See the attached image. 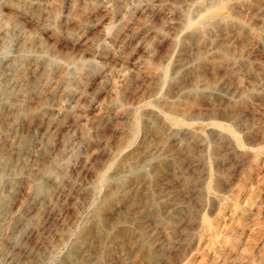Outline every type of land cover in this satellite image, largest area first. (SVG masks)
<instances>
[{
  "label": "rangeland",
  "instance_id": "1",
  "mask_svg": "<svg viewBox=\"0 0 264 264\" xmlns=\"http://www.w3.org/2000/svg\"><path fill=\"white\" fill-rule=\"evenodd\" d=\"M250 3L228 74L193 58L200 0H0V264H261L264 0ZM195 71L212 96L184 116Z\"/></svg>",
  "mask_w": 264,
  "mask_h": 264
},
{
  "label": "bare ground",
  "instance_id": "2",
  "mask_svg": "<svg viewBox=\"0 0 264 264\" xmlns=\"http://www.w3.org/2000/svg\"><path fill=\"white\" fill-rule=\"evenodd\" d=\"M263 1V0H261ZM201 2V13L198 15L197 19L194 22H187L185 24V30L188 32V39H190L191 43H192V39L194 42H196L197 44H202L203 48L202 50H198V48H196L198 51L194 54L193 58L195 60V62L197 63V66H203L204 64H207L209 66H212L215 64V56L216 58L219 60V62L224 63L227 66V73L228 74H233L234 72H236L240 66H244L243 64V60H242V52L241 49L238 47H236V42L240 41L246 37L247 35L250 34V28H249V21L253 18L254 16V10L252 7V4L250 3V0H200ZM258 2V1H256ZM258 4V3H257ZM260 6V5H259ZM227 9L229 11V17H227L226 19H222V20H217L219 18L220 12L222 10ZM259 9V7H258ZM200 10V8H199ZM261 10V9H260ZM263 10V9H262ZM246 11L248 13V17L245 16L243 14V12ZM259 13V12H258ZM261 14V13H260ZM264 14V13H263ZM262 14V15H263ZM263 19V18H262ZM220 21V29L222 30L224 37L223 39H221L220 37V41L219 42H214L212 40L209 39V36L212 34L213 30H214V22L215 21ZM216 21V22H217ZM255 21V20H254ZM218 23V22H217ZM216 23V24H217ZM253 23V22H252ZM253 25V24H252ZM219 29V30H220ZM218 29H216L217 31ZM183 31V30H182ZM254 31V30H253ZM263 32V31H262ZM255 33V32H254ZM261 34V33H260ZM180 35V34H179ZM214 35V34H213ZM212 36V35H211ZM210 36V37H211ZM215 36V35H214ZM220 36V35H219ZM258 36V35H257ZM217 37V36H215ZM252 38V37H251ZM250 38V39H251ZM248 40V39H247ZM218 41V40H216ZM243 41V40H242ZM257 41V40H255ZM261 41H264V35L261 38ZM259 42V41H258ZM239 43V42H238ZM244 43V42H243ZM193 44V43H192ZM191 44V45H192ZM190 45V46H191ZM261 45V44H260ZM186 46V45H185ZM189 46V48H190ZM259 46V44H258ZM193 47V45H192ZM200 47V46H198ZM185 48V47H184ZM188 48V47H186ZM188 48V49H189ZM195 49V48H194ZM187 50V49H186ZM194 52V50H193ZM245 54V53H244ZM246 55V54H245ZM179 57V56H178ZM181 57V56H180ZM182 58V57H181ZM179 60V59H178ZM189 60V59H188ZM180 61V60H179ZM182 61V60H181ZM210 61V62H209ZM180 64V63H179ZM184 64V63H183ZM254 65V64H253ZM179 66V65H178ZM223 66V65H221ZM225 66V67H226ZM185 67V65H184ZM224 67V66H223ZM194 68V67H193ZM191 67V69H193ZM245 68L247 71H252V66L250 64H245ZM261 68V67H260ZM259 68V69H260ZM225 69V68H224ZM258 69V67H257ZM263 69V68H262ZM174 70V69H173ZM245 70V69H244ZM264 70V69H263ZM193 71V70H192ZM167 72V71H166ZM263 72V71H262ZM239 73V72H238ZM182 75V74H181ZM180 75V76H181ZM237 75V74H236ZM235 75V77H236ZM163 76V75H162ZM174 76V75H173ZM191 76V80H190V86L193 89H199L198 92H186L185 96L177 99L176 101H174V105L179 106L181 110H183V112L185 113L184 116H188V112L189 109L191 108V106H193L194 104H196L200 99H204L207 98L209 99L212 96V93L208 90V88L205 84L202 83L201 80V76L200 74L195 71L192 73ZM251 76V75H250ZM234 77V76H233ZM252 77V76H251ZM163 78V77H162ZM218 78V77H217ZM230 78V77H229ZM169 79V78H168ZM167 79V80H168ZM162 80V79H161ZM165 80V77H164ZM180 80H182V78H180ZM258 80V79H257ZM159 82V81H158ZM166 82V81H165ZM182 82H185L182 80ZM178 83V82H177ZM181 83V82H180ZM211 84V83H210ZM171 85V84H170ZM176 85V84H175ZM204 86H206L204 88ZM211 86V85H210ZM28 88H31L30 84H28L27 86ZM174 87V86H173ZM162 88V87H161ZM202 88V89H201ZM171 89V88H170ZM189 89V88H188ZM217 90V88H216ZM239 90V89H238ZM212 91V90H211ZM166 92V91H165ZM238 92V91H237ZM174 93V92H173ZM181 93V92H180ZM245 93H242V101H245V99L247 98V96L249 94H258L257 90L250 88L248 90H245ZM160 94V93H159ZM239 94V93H238ZM182 95V94H181ZM244 95V96H243ZM158 96V95H157ZM172 96V95H171ZM170 96V97H171ZM174 96V95H173ZM174 99V98H173ZM171 101V100H168ZM227 103V101H226ZM170 104V103H169ZM231 107H233L231 105ZM179 109V110H180ZM149 112V111H148ZM153 113V112H152ZM149 114V113H148ZM151 115V112H150ZM154 115V114H153ZM165 118H167V120L170 121V123L174 126L180 125L181 124V119L176 118V117H172L169 115H166ZM188 119V118H186ZM158 120V119H157ZM184 121V120H183ZM240 119L234 117L233 118V122H239ZM146 123V122H145ZM147 124V123H146ZM243 125V124H241ZM163 126V125H162ZM240 126V124H239ZM242 127V126H241ZM147 128V127H146ZM204 128V127H203ZM219 128H221L222 130H225L227 132V134H229V136L237 143L239 144V140L238 137L236 136V134L232 131V129L229 126H222L219 125ZM201 129V128H200ZM203 130V129H202ZM221 130V131H222ZM203 133V132H202ZM225 133V132H224ZM215 134V133H214ZM197 136V135H196ZM218 141L220 142L221 140H223L222 136H218ZM158 138V137H156ZM189 139V138H188ZM155 140V138H154ZM160 140V139H159ZM205 140L206 139H200L199 145L201 148H205ZM192 142V140H191ZM190 142V143H191ZM227 142V141H225ZM221 143V142H220ZM178 144V143H177ZM158 145V144H157ZM225 146V144H224ZM160 148V146H158ZM239 148V147H238ZM159 150V149H158ZM142 152V151H140ZM147 152V151H146ZM159 153V152H158ZM157 154V153H156ZM144 155V154H143ZM142 155V157H143ZM161 156V155H160ZM199 157H201V153H199L198 155ZM155 157V156H154ZM134 158V157H133ZM140 159V158H139ZM141 160V159H140ZM142 161V160H141ZM137 163L139 161H136ZM136 164V163H134ZM121 165V164H120ZM125 166V165H124ZM126 166H130L129 164ZM131 167V166H130ZM158 167V165H157ZM207 188L209 189V185H207ZM113 198L115 199H119L121 197H119L117 194L115 193H111L108 195L107 199H110L109 202H111L113 200ZM115 205V204H114ZM150 213V212H149ZM202 224H203V230L202 232H207L208 230L213 229L212 226L213 224H211L206 218L202 219ZM209 236L212 239L214 237V232L213 231H209ZM206 240V239H205ZM210 241V240H209ZM205 242V241H204ZM198 244V243H197ZM203 245V244H202ZM264 247V246H263ZM259 256H260V263L264 264V248L259 250Z\"/></svg>",
  "mask_w": 264,
  "mask_h": 264
}]
</instances>
